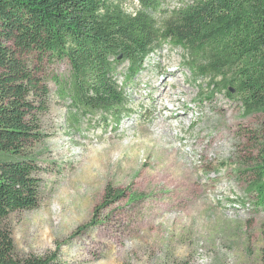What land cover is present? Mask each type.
<instances>
[{"label": "rangeland", "instance_id": "rangeland-1", "mask_svg": "<svg viewBox=\"0 0 264 264\" xmlns=\"http://www.w3.org/2000/svg\"><path fill=\"white\" fill-rule=\"evenodd\" d=\"M112 1L128 13L141 8L139 0ZM151 15L160 25L163 13ZM187 56L171 42L150 54L117 123L103 112L75 121L53 80L70 75L68 61L43 64L47 137L32 149L43 169L41 201L4 222L17 256L56 252L61 264H264V207L253 172L264 112L245 115L221 83L211 87L210 77L191 70ZM118 67L123 73L128 63ZM172 81L183 84L178 97L191 112L181 110L182 122L169 119L176 140L162 145L152 135L169 113L160 114L155 98L160 86L176 90ZM108 185L124 196L101 206Z\"/></svg>", "mask_w": 264, "mask_h": 264}, {"label": "trees", "instance_id": "trees-1", "mask_svg": "<svg viewBox=\"0 0 264 264\" xmlns=\"http://www.w3.org/2000/svg\"><path fill=\"white\" fill-rule=\"evenodd\" d=\"M167 1L139 0L141 8L128 13L112 0H0V264H61L56 252L17 256L4 224L41 201L43 169L32 149L47 137L45 62L68 61L70 75L53 80L75 121L103 112L119 122L127 89L165 42L186 49L191 70L210 77L211 87L221 83L245 115L264 112V0H191L165 10ZM153 11L163 13L160 25ZM261 134L253 172L264 207V124ZM123 196L108 185L101 206Z\"/></svg>", "mask_w": 264, "mask_h": 264}, {"label": "bare ground", "instance_id": "bare-ground-1", "mask_svg": "<svg viewBox=\"0 0 264 264\" xmlns=\"http://www.w3.org/2000/svg\"><path fill=\"white\" fill-rule=\"evenodd\" d=\"M170 78V76H169ZM171 81V80H170ZM179 82V81H178ZM178 82H173V84H176V90L172 91L171 87L170 90L166 87H161L160 89L157 90L158 94L156 95V102H160L161 107H160V114L164 111H167L169 113V115L167 117H161V120L159 122H157L156 126L158 127V131L152 135V140L156 141L159 144L162 145H167L169 144L172 140H176V136L172 135L170 133V131L172 130L173 121H170L169 119H177L178 121L182 122L184 117L181 113H182V109L189 115L190 114V110L186 107L185 103L180 101V97H178L179 93L184 92L185 90L181 87V85H183L182 83H178ZM172 84V85H173ZM164 88V89H163ZM163 89V90H162ZM177 102V104L175 103ZM168 103H175L174 106L172 108H168L167 104ZM184 112V113H185ZM186 115V116H188ZM168 119V120H167ZM177 149H173V151H169L168 152L171 153H175ZM168 154V153H167ZM175 158V156H174ZM188 161V160H187Z\"/></svg>", "mask_w": 264, "mask_h": 264}, {"label": "water", "instance_id": "water-1", "mask_svg": "<svg viewBox=\"0 0 264 264\" xmlns=\"http://www.w3.org/2000/svg\"><path fill=\"white\" fill-rule=\"evenodd\" d=\"M120 58H121V56H120Z\"/></svg>", "mask_w": 264, "mask_h": 264}]
</instances>
